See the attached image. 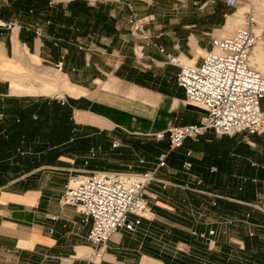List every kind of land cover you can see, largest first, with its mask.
<instances>
[{"label":"crops","instance_id":"obj_1","mask_svg":"<svg viewBox=\"0 0 264 264\" xmlns=\"http://www.w3.org/2000/svg\"><path fill=\"white\" fill-rule=\"evenodd\" d=\"M76 7L89 16L71 15ZM247 11L260 36L249 64L264 75V0H238L235 7L225 0H0L1 20L42 31L37 38L24 29L0 30V134L7 137L6 124L19 117L13 107H25L30 96L65 103L72 123L64 139L35 137L0 160V264H264V257L243 253L245 241H256L254 251L264 253L261 135L209 130L159 161L168 150L165 137L150 168L143 158L141 171L127 163L128 171L90 166L113 141L130 147L171 125L198 124L205 111L185 100L176 83L179 65L200 63L211 39L230 35ZM98 12L104 19L97 20ZM22 71L53 79L59 93H12ZM123 147L119 154H131ZM91 149L95 156L85 164ZM168 169L172 175L162 172ZM93 170H149L159 182L153 197L146 190L148 211L136 230L115 232L98 253L87 240L91 220L57 201ZM167 184L180 189L169 191ZM209 229L214 234L206 240L192 234Z\"/></svg>","mask_w":264,"mask_h":264},{"label":"built area","instance_id":"obj_2","mask_svg":"<svg viewBox=\"0 0 264 264\" xmlns=\"http://www.w3.org/2000/svg\"><path fill=\"white\" fill-rule=\"evenodd\" d=\"M225 1L231 7L238 3V0ZM49 4L52 5L53 1ZM242 19V25L232 34L211 39V49L202 55L200 63H180L176 83L183 89L185 100L201 107L205 115L198 124L171 125L165 131L155 133L157 140L168 139V150L159 155V161H164L186 139L198 141L209 130L215 135L246 133L264 138V109L260 106L264 97V75L249 64L250 50L260 36L254 30L253 11L243 13ZM130 22L134 24L132 18ZM141 27V24L136 25L137 29ZM15 28L32 31L37 38L42 36L39 28L0 19V30ZM53 45L57 46L58 40H53ZM168 61L172 64L178 62L176 57H170ZM117 145L116 141L111 143L113 147ZM94 156L95 150L91 149L85 164ZM139 162L144 161L140 159ZM190 167V162L183 163L184 169ZM153 180V172L149 170L137 174L93 170L75 178L73 185L68 186L57 201L62 206L76 207L91 220L87 240L98 253L115 232H132L141 224L148 211L146 190ZM192 234L206 240L214 230L193 231Z\"/></svg>","mask_w":264,"mask_h":264},{"label":"trees","instance_id":"obj_3","mask_svg":"<svg viewBox=\"0 0 264 264\" xmlns=\"http://www.w3.org/2000/svg\"><path fill=\"white\" fill-rule=\"evenodd\" d=\"M48 6L52 7L53 4L50 5L48 3ZM83 14L89 16V11L76 7L75 10L71 12V15ZM96 16L97 20L104 19L103 14L100 12H98ZM27 100L29 104L25 107L19 104L13 107L12 111L18 114L19 117L18 121L12 120L10 123L6 124L4 131L7 137L5 138L4 135L0 134V160L2 163L11 156L12 153H15L16 148L23 146L25 142L39 136L46 138L52 143L57 142L64 139L65 136L69 134L72 127L71 118L69 117L68 119V111L65 108V103L42 98L36 101L28 98ZM32 111L38 112L41 116L40 119H38V117L37 119H33V117H31ZM23 113L25 115H23ZM0 169L4 170L5 164H0ZM245 244L246 247L243 253H252L254 257L258 259L264 257L262 251H254V249L258 247L256 241H245Z\"/></svg>","mask_w":264,"mask_h":264},{"label":"rangeland","instance_id":"obj_4","mask_svg":"<svg viewBox=\"0 0 264 264\" xmlns=\"http://www.w3.org/2000/svg\"><path fill=\"white\" fill-rule=\"evenodd\" d=\"M60 1L65 2L66 0H60ZM241 23H243L242 19H241V22L238 25H236L235 27L239 26ZM235 27L231 30V34L233 33ZM30 97L31 98H29V99L33 100V101H36V99L40 98L38 96H30ZM44 97H46V96H43V98ZM50 99H55V98H50ZM35 114H37V112ZM166 140L167 139L164 138L163 140L158 141L155 139L154 136H152V137L150 136V137H147L145 139H141V140L138 139V140L132 142V144H130V147L129 146L123 147L120 145H118L116 147L112 146V150H109L108 154L96 155V157L93 159L90 166H93V162L95 161L98 168H100V169H101V167H99V166H104V167L113 166L116 169L118 168L119 171H128V167L125 165L127 163V164H131L133 166L129 169L130 171H141V170H143V167L139 166L138 159L143 158L144 160L149 161L147 164L144 165V167L150 168L153 166V164L151 162H154V161L156 162L158 159V158H156V156H158L159 152H161L162 149H165ZM132 146H134V147L132 148ZM121 147L127 149L129 151V153H131V154H127V155L126 154L125 155L119 154V152H120L119 150L121 149ZM123 153H126V152H123ZM172 156L177 157V155L175 153L172 154ZM126 157H129V159L126 160L125 159ZM86 168H89V164H88V166L86 165ZM159 171H160V169H159ZM162 172H165L166 175H172L170 169H168V171L163 170ZM155 184H159V182H152L149 185V187L147 188L149 198L153 197L151 193H153V190L157 188L156 186H154ZM72 185L73 184L71 183V186ZM166 189H168L169 191H177L176 189H180V188L172 186L170 184H167Z\"/></svg>","mask_w":264,"mask_h":264},{"label":"bare ground","instance_id":"obj_5","mask_svg":"<svg viewBox=\"0 0 264 264\" xmlns=\"http://www.w3.org/2000/svg\"><path fill=\"white\" fill-rule=\"evenodd\" d=\"M18 77H20L18 78V81H13L11 83L12 93L32 92L43 93L50 96L59 93L55 81L46 76L22 71L18 72ZM146 213L147 211L145 212V215ZM95 259H100V255H96Z\"/></svg>","mask_w":264,"mask_h":264}]
</instances>
